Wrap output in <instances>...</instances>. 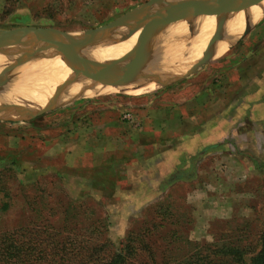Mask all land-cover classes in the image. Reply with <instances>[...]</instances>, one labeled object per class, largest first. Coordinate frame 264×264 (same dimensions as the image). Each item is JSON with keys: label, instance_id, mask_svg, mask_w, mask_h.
Segmentation results:
<instances>
[{"label": "rangeland", "instance_id": "374dc122", "mask_svg": "<svg viewBox=\"0 0 264 264\" xmlns=\"http://www.w3.org/2000/svg\"><path fill=\"white\" fill-rule=\"evenodd\" d=\"M255 1L243 4L256 12L264 0ZM148 2L0 0V30L95 29ZM244 29L229 44L225 36L228 46L218 55L166 86L144 82L140 94L118 90L27 120L0 119V250L14 246L28 252L30 262L53 263V255L36 249L47 247L59 261L75 248L87 256L95 247L110 257L132 239L137 254L128 264H172L206 245L258 249L264 138L254 121L263 117L264 16ZM165 32L155 34V44ZM187 35L194 37L189 29ZM181 37L170 38V53H178L173 64L162 61L164 71L174 72L192 52ZM114 51L110 46L91 57L106 62L104 55ZM39 73L49 74L40 67L9 85ZM39 93L21 90L23 99L9 104Z\"/></svg>", "mask_w": 264, "mask_h": 264}, {"label": "water", "instance_id": "95a60500", "mask_svg": "<svg viewBox=\"0 0 264 264\" xmlns=\"http://www.w3.org/2000/svg\"><path fill=\"white\" fill-rule=\"evenodd\" d=\"M245 1L150 0L121 18L95 29L76 32L37 28L0 30V56L6 60L0 68V91L12 83L18 72L34 62L45 59L60 58L73 74L72 78L63 81L57 87L43 106H33L28 103L0 105V119L27 120L57 110L81 98L102 96L118 90L123 91L124 88L134 83L141 85L148 82L166 86L181 79L208 62V53L225 37V25L229 17L248 9V6L243 4ZM257 1L262 0H256L254 3ZM201 16L218 18L214 35L202 56L186 71L178 73L170 72L171 70L161 71L164 66L163 54L171 52L173 48V42L170 40L172 34H167L165 30L172 24L185 23L189 32L193 34L192 23ZM253 23L250 19L247 20L245 34ZM163 32H165L163 40H158V44H155L157 41H153L155 34L160 35ZM136 34L138 37L134 46L118 60L107 63L99 62L87 55L99 47L124 43ZM183 38L190 41L193 37H188L186 34ZM150 44L151 49L148 48ZM76 83L85 84L84 92L74 95L66 94L67 90ZM97 86L112 87L117 90L87 95L88 90ZM63 94L66 96L62 97ZM6 115H11V117L4 118Z\"/></svg>", "mask_w": 264, "mask_h": 264}, {"label": "bare ground", "instance_id": "6f19581e", "mask_svg": "<svg viewBox=\"0 0 264 264\" xmlns=\"http://www.w3.org/2000/svg\"><path fill=\"white\" fill-rule=\"evenodd\" d=\"M261 7L262 8L259 9L258 11L256 10V12L254 11L256 9V6H254L250 10L247 9L246 10V11H248L247 13L242 12L239 14H233L231 17H229V19L225 25V36H228L230 38L229 39L230 41L228 42V44L233 41L234 37L238 36V37H236L238 39L241 36L243 29L245 27V18L249 13H250V15H248V16H250V18H249L250 22H254V23L258 22L263 17V15H264V4H263V2H262ZM217 21H218V18L216 16H201V17H198V19L192 23V28L194 29V32H196L195 33L196 35L192 34V35H194V37L191 38L192 40H190V41L188 40V42H190L191 46H193V50L190 53V55L184 56V59L179 63L178 66H176L174 73L186 71V69H188L186 66L188 61L190 62V60H191L194 62L195 60L199 59L202 56V53L204 52L205 48L207 47V44H208L210 38L212 37V34L215 31ZM195 24H197V25H195ZM170 33L172 34V36H177V37H180V35L186 36V34L188 33V26H186L185 23L184 24L183 23L177 24L170 30ZM137 37H138V34H136L134 37H132L130 40H128L124 43H120L118 45L111 46V47H114V49H116V51H114L115 54L109 52L108 54L106 53L104 55L107 58L106 63L118 60L119 58H122L124 56V53L127 54L131 50V48L134 46V44L137 40ZM224 40H225V37L223 40L219 41L212 48L210 53H208V56H209L208 58H210L211 56L218 55L219 52H222L225 49V46H228L227 44H225ZM176 46H178V45H176ZM117 47L123 48V49L129 48V50L128 49L121 50ZM106 48H108V47H104V46L99 47L97 50L87 53V55L90 58L92 54L100 52ZM176 52L178 53V51H173V54H170V52H165V54H163V62H166L167 64L170 65V63L175 58H177ZM183 52L185 53V51H183ZM4 62H6V60H4V58L0 56V68L4 64ZM171 64H173V63H171ZM168 66H167V69H168ZM40 67H45L48 70L49 74L46 75V74L39 73L36 76H34V78L31 79L33 81L29 80V81H26L25 83H22V84L18 83L17 85H9L6 89H3L2 91H0V104L6 105V104H9L10 102H13V101L22 100L24 96L21 94V90L22 91L23 90L24 91H34L36 89L40 93L37 94L36 96H34L33 98H31V100L25 101V102L26 103L35 102L34 104H31V105L43 106L47 102V100H49V98H51L53 92L55 91L56 86H58L59 83H62L63 81L72 78V76H73L72 71L65 65V63L60 58H54V59H45L42 61L34 62L32 65H29L28 67H26V69H24V71L18 72L17 75H15L13 82L16 80H19L20 78L34 74L35 71ZM164 68H162L161 71H164ZM56 82H57V84H56ZM55 84H56V86H55ZM18 85H19V87L17 88ZM137 86H139L138 83L131 84L127 88H124L123 92L125 91V93H128V94H140L142 91H144V89H140V87H137ZM84 88H85V84L76 83V84L72 85L71 88H69L67 90L66 94L74 95V94H77L78 92H84V90H85ZM147 88L149 89V88H156V87H155V85H151ZM111 90H117V89L112 88V87H106L105 88L103 86H97L94 89L88 90L87 95L101 94L103 92H108ZM47 91H49L50 93H48ZM41 92H43L44 94L42 95ZM45 92H47V93H45ZM120 92H121V90H120ZM10 117H11V115L4 116V118H10Z\"/></svg>", "mask_w": 264, "mask_h": 264}, {"label": "trees", "instance_id": "16d2710c", "mask_svg": "<svg viewBox=\"0 0 264 264\" xmlns=\"http://www.w3.org/2000/svg\"><path fill=\"white\" fill-rule=\"evenodd\" d=\"M9 171L11 170L7 172ZM99 185L102 187L103 184L99 183ZM8 207L9 205L7 203L3 204L5 211L8 210ZM128 242L126 251L112 253L110 257L103 256L104 252L95 250V247L89 249L87 256L84 248H75L73 251L65 253L64 256L66 258L61 259V261L57 260L58 255L50 254L47 247L36 249V251H41L40 255H53L55 259L53 263L30 262V258H27L29 255L28 252L23 254L20 250L15 249L14 246H10L0 250V264H128L129 257L135 252V249L133 251L132 248V239L128 240ZM17 254H19L18 257ZM136 254L137 250L135 252ZM16 257L19 260H16ZM151 257H153L152 252ZM41 259L44 260L45 258ZM172 264H264V232L260 236L258 249L256 250L233 244L219 246L206 245L191 257L183 261H175Z\"/></svg>", "mask_w": 264, "mask_h": 264}, {"label": "crops", "instance_id": "0c3cea01", "mask_svg": "<svg viewBox=\"0 0 264 264\" xmlns=\"http://www.w3.org/2000/svg\"><path fill=\"white\" fill-rule=\"evenodd\" d=\"M248 15H250V13L248 14ZM258 109H259V111H263L262 113H260V114H263V117H261L260 116V120H259V122H257L256 121V123H259V124H256L255 123V121H254V126L257 128V129H259V133H260V136H261V138H264V125H261L260 124V121L262 120L261 118H264V105L263 104H260L259 106H258ZM49 113V112H48ZM48 113H46V114H48ZM46 114H43V115H46ZM43 115H41V116H43ZM39 117V116H38ZM249 119V123H251L250 122V118H248ZM247 119V120H248ZM244 130H245V128H244ZM243 130V131H244ZM240 131H241V129H240ZM255 130H253L252 132H254ZM246 132V131H245ZM256 132V131H255ZM238 133V132H237ZM247 133V132H246ZM198 134V133H197ZM197 137H199V138H201L200 136H198L197 135ZM196 137V138H197ZM262 141H264V140H261V143H262Z\"/></svg>", "mask_w": 264, "mask_h": 264}]
</instances>
